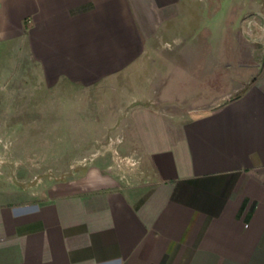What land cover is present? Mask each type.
<instances>
[{
    "label": "crops",
    "instance_id": "0c3cea01",
    "mask_svg": "<svg viewBox=\"0 0 264 264\" xmlns=\"http://www.w3.org/2000/svg\"><path fill=\"white\" fill-rule=\"evenodd\" d=\"M205 12L216 29L253 14L264 29V0H0V60L34 62L47 86L130 72L137 103L118 126L123 160L35 200L0 192V264H264V68L206 100L202 58L153 64L151 47ZM151 94L177 111H152Z\"/></svg>",
    "mask_w": 264,
    "mask_h": 264
},
{
    "label": "rangeland",
    "instance_id": "374dc122",
    "mask_svg": "<svg viewBox=\"0 0 264 264\" xmlns=\"http://www.w3.org/2000/svg\"><path fill=\"white\" fill-rule=\"evenodd\" d=\"M204 5L215 6V0H204ZM209 16L205 12L189 24L184 22L175 37H165L151 47L158 52L153 55L156 70L163 67L162 53H180V48L202 58L204 88L195 96L206 100L218 92L236 95L264 68L259 14L252 15L255 21L250 27L241 24L234 29H216ZM35 72L32 61L0 60V192H10L13 199H38L57 182L81 181L89 167L109 157L112 163L123 160L115 149L121 134L118 126L137 104L132 101L130 72L124 78H103L90 85L60 79L54 86H47ZM118 85L122 94L116 92ZM158 98L151 94L142 104L154 112L177 111ZM181 102V107L190 105L185 95Z\"/></svg>",
    "mask_w": 264,
    "mask_h": 264
}]
</instances>
